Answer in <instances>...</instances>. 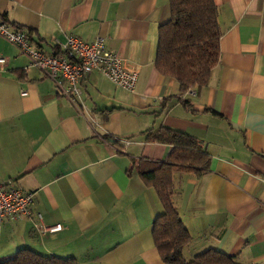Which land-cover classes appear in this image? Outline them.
Listing matches in <instances>:
<instances>
[{
  "label": "crops",
  "instance_id": "0c3cea01",
  "mask_svg": "<svg viewBox=\"0 0 264 264\" xmlns=\"http://www.w3.org/2000/svg\"><path fill=\"white\" fill-rule=\"evenodd\" d=\"M213 2L219 62L206 86L180 95L155 68L167 0H0V20L43 52L55 53L67 35L101 37L137 71L131 92L91 72L73 105L0 37V183L35 193L30 217L2 223L0 261L27 248L77 264H164L151 235L160 202L136 168L126 171L166 159L170 146L145 141L165 127L210 156L200 177L173 174L172 204L191 237L185 260L212 249L264 264V0ZM37 214L62 230L38 233Z\"/></svg>",
  "mask_w": 264,
  "mask_h": 264
},
{
  "label": "trees",
  "instance_id": "16d2710c",
  "mask_svg": "<svg viewBox=\"0 0 264 264\" xmlns=\"http://www.w3.org/2000/svg\"><path fill=\"white\" fill-rule=\"evenodd\" d=\"M169 18L158 28L155 68L179 85L180 95L199 90L208 84L212 69L220 58L221 30L218 8L213 0H167ZM30 39V34L27 33ZM31 41V39H30ZM32 42V41H31ZM54 54H60L59 48ZM188 110V101L180 100ZM145 141L170 146L163 161H138L127 169L136 168L148 188H152L162 207V213L151 225L155 249L164 264H240L233 257L208 249L186 261L184 248L191 237L172 204L173 174H193L200 177L210 169V156L194 137L170 128L148 132ZM115 144V143H114ZM0 264H77L74 259L43 256L24 248Z\"/></svg>",
  "mask_w": 264,
  "mask_h": 264
},
{
  "label": "built area",
  "instance_id": "2783aa9c",
  "mask_svg": "<svg viewBox=\"0 0 264 264\" xmlns=\"http://www.w3.org/2000/svg\"><path fill=\"white\" fill-rule=\"evenodd\" d=\"M0 37L28 58L29 67L43 71L54 83L58 94L73 105L80 99L82 81L93 71L121 89L131 92L135 88L137 71L128 69L120 56L107 50L101 37L88 43L74 35H67L65 41L59 44L58 55L43 52L24 31L1 20ZM4 63L5 59L0 56V68ZM25 94L21 91L22 96ZM34 195V191L0 183V227L7 219L17 221L30 217ZM36 220V229L40 234L55 233L63 228L61 224L46 225L40 214L36 215Z\"/></svg>",
  "mask_w": 264,
  "mask_h": 264
}]
</instances>
